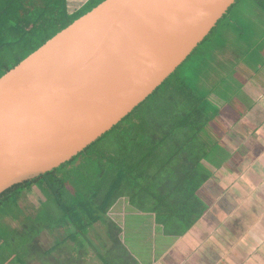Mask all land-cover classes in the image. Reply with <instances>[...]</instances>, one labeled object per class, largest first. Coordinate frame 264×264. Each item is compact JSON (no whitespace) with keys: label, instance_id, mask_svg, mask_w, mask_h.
<instances>
[{"label":"water","instance_id":"1","mask_svg":"<svg viewBox=\"0 0 264 264\" xmlns=\"http://www.w3.org/2000/svg\"><path fill=\"white\" fill-rule=\"evenodd\" d=\"M236 0H104L0 77V195L68 162L150 96Z\"/></svg>","mask_w":264,"mask_h":264},{"label":"trees","instance_id":"2","mask_svg":"<svg viewBox=\"0 0 264 264\" xmlns=\"http://www.w3.org/2000/svg\"><path fill=\"white\" fill-rule=\"evenodd\" d=\"M102 1L87 0L69 13L67 0H0V77ZM254 1L264 9V0ZM173 74L71 160L0 195V214L6 217H11L23 190L35 186L45 197L36 215L22 210L15 218L23 223L10 229L12 244L0 237V264H29L31 259H26L36 250L43 252L36 224L48 204L74 231L70 235L74 242L104 220L122 197L137 209L154 212L163 224L175 217L187 228L200 216L204 207L196 195L205 177L198 166L206 151L199 134L209 117L203 96L185 82L170 79ZM155 186L160 193L156 196L151 193ZM148 192L153 201L142 207L137 201H146ZM16 235L26 237V243L14 244Z\"/></svg>","mask_w":264,"mask_h":264},{"label":"crops","instance_id":"3","mask_svg":"<svg viewBox=\"0 0 264 264\" xmlns=\"http://www.w3.org/2000/svg\"><path fill=\"white\" fill-rule=\"evenodd\" d=\"M261 52L260 64L242 62L229 72L230 84L236 82L232 92L209 97L216 112L204 110L208 123L217 121L221 132L214 139L201 137L206 152L198 169L205 179L196 200L204 209L189 227L175 217L163 224L154 212L120 198L94 224L86 247L68 236L58 247H43V257L52 264H264ZM104 226L109 231H101Z\"/></svg>","mask_w":264,"mask_h":264},{"label":"rangeland","instance_id":"4","mask_svg":"<svg viewBox=\"0 0 264 264\" xmlns=\"http://www.w3.org/2000/svg\"><path fill=\"white\" fill-rule=\"evenodd\" d=\"M85 1L86 0H67L69 11L77 10ZM223 17L224 18L220 19V22L212 29L206 39L194 49L190 56L176 69L175 73L170 78L185 82L199 95L203 96L205 99L203 105L204 110H210V112L213 113H215L216 110L214 111L215 106L213 103H210L209 97L213 95L222 98V96L225 97L229 92H232L234 88L233 84L236 82L233 81L232 84H230L229 72L235 70L237 65H240L242 62L246 63V61H253L252 63L257 62L260 64L262 61L260 57L262 54L261 50L264 49V9L254 0H236L235 4ZM226 54H229L228 58L225 57ZM210 85L215 86V89H209L211 87ZM205 114L206 116L208 115L207 112ZM220 132V126L218 122L214 120L202 129L199 138L206 137L207 139H214L216 136L220 135ZM158 191L159 190L155 186L151 193H154L156 196L160 194ZM148 193L149 194L146 193L145 196L146 201H137L142 207L148 206V204L153 201L150 192ZM121 199L127 200V197H122ZM43 201H45V197L37 187L32 186L29 189L23 190L17 205L15 208L12 207L11 209L10 213L12 214L9 213L11 217L1 216L2 214H0L1 239L12 244L10 229L20 228V224L23 223L21 220L19 222L15 218L23 213L22 210L31 216L36 215ZM137 203L135 204L137 205ZM132 207L135 209L134 206ZM130 209L132 210V208ZM42 210H44L45 213H47L48 210L50 211V214L42 213L41 223L36 224L41 230L39 232L41 233L39 242L42 248L57 243L60 244L61 239L74 233L71 228H67V223L61 220L60 214L54 212V207L51 204L46 205V208L44 207L41 211ZM23 219L26 220V217ZM31 220L32 219H29L28 222ZM33 222L35 221L33 220ZM93 228L94 225L83 235H78L77 240L80 241V245H82L83 248L87 246L85 240H89L88 236H90L89 233ZM100 228L101 227L97 229ZM103 229H108L109 231L108 227L105 228L104 226L101 231ZM18 241L20 244H25L27 238L16 235L14 244H17ZM24 249L27 251L28 246L24 245ZM36 252L35 255L33 254L30 256L33 258L29 257L26 259H31L29 264H36V261L52 264L51 261L43 257L42 251L36 250ZM21 253H25V250Z\"/></svg>","mask_w":264,"mask_h":264}]
</instances>
